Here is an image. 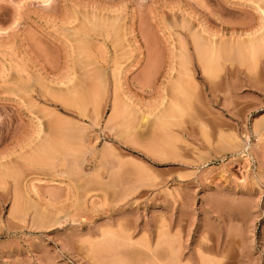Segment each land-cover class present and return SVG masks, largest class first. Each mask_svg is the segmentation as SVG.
I'll return each instance as SVG.
<instances>
[{"label": "rangeland", "instance_id": "rangeland-1", "mask_svg": "<svg viewBox=\"0 0 264 264\" xmlns=\"http://www.w3.org/2000/svg\"><path fill=\"white\" fill-rule=\"evenodd\" d=\"M261 37L264 0H0V264H264Z\"/></svg>", "mask_w": 264, "mask_h": 264}, {"label": "bare ground", "instance_id": "bare-ground-1", "mask_svg": "<svg viewBox=\"0 0 264 264\" xmlns=\"http://www.w3.org/2000/svg\"><path fill=\"white\" fill-rule=\"evenodd\" d=\"M176 25H177V24H176ZM181 28H182V26H181ZM101 36H102V34H101ZM99 37H100V36H99ZM263 38H264V37H261V40H262V41H263ZM101 39H102L103 42H104V41H105V36H104V37L102 36ZM261 40H260V41H261ZM256 41H258V40H256ZM256 41H255V42H256ZM101 42H102V41H101ZM255 42H254V43H255ZM257 43H258V42H257ZM260 43H261V42H260ZM262 44H264V41L262 42ZM212 45H213V44H212ZM215 45H216V44H215ZM217 45H219V44H217ZM219 46H220V45H219ZM196 47H197V46H196ZM212 47H214V45H213ZM214 48H215V47H214ZM217 48H218V46H217ZM252 48H253V47H252ZM198 49H199V47H198ZM212 50H214V49H212ZM252 50H253V49H252ZM215 51H216V50H214L213 52H215ZM218 52H219V50H218ZM218 52H217V53H218ZM215 53H216V52H215ZM214 56H215V58H217V57H218V54H217V57H216V55H213L212 57H214ZM213 59H214V58H212L211 61H212ZM216 62H218V59H217ZM85 63H86V62H85ZM88 63H89V62H88ZM80 64H81V63H80ZM211 64H212V63H211ZM211 64H210V65H211ZM213 64H214V63H213ZM216 64H217V63H216ZM213 66H214V65H213ZM86 69H87V68H86ZM148 71H149V70H148ZM213 71H214V69H213ZM87 73H88V72H87ZM85 74H86V72H85ZM85 74H84V75H85ZM89 74H90V73H89ZM86 75H87V74H86ZM87 77H88V76H87ZM85 79H86V78H85ZM86 81L88 82V80H86ZM84 82H85V81H84ZM90 82H91V81H89V83H90ZM82 83H83V81H82ZM213 83H214V82H213ZM85 84H86V83H85ZM208 84H210V83H208ZM211 85H212V82H211ZM84 86H86V85H84ZM84 86H83V87H84ZM88 86H89V85H88ZM208 87H209V85H208ZM80 88L82 89V87H79V89H80ZM87 88H88V87H87ZM209 88H211V87H209ZM73 89H74V88H73ZM79 89H78V90H79ZM85 89H86V88H84L83 90L85 91ZM84 91H83V92H84ZM72 92H73V90H72ZM85 92H86V91H85ZM80 93H82V92H80ZM80 93L78 94L79 96L83 94V93H82V94H80ZM66 94H67V93H66ZM84 94H85V93H84ZM67 95H68V94H67ZM86 95H87V92H86ZM68 96H70V95H68ZM87 96H88V95H87ZM76 97H77V95H76ZM84 97H85V96L83 95V98H84ZM74 98H75V96H74ZM77 98H78V97H77ZM80 98H81V96H80ZM86 98H87V97H86ZM69 100L71 101V99H69ZM70 101H69V102H70ZM77 101H78V99H77ZM79 101H80V100H79ZM83 101H84V100L82 99V103H83ZM71 102H72V101H71ZM172 103H173V102H172ZM176 103H177V102H176ZM73 104H75V103L73 102ZM174 104H175V102H174ZM169 105H170V104H169ZM169 105H168V107H171V106H169ZM177 105H178V103H177ZM179 105H181V104H179ZM175 106H176V105H175ZM176 107L178 108V106H176ZM172 108H174V107H172ZM170 109H171V108H170ZM179 109H181V108H179ZM167 110H168L167 112L170 111L169 109H167ZM176 110H177V109H176ZM176 110L173 109L174 112H175ZM165 111H166V109H165ZM165 111H164V112H165ZM179 111H180V110H179ZM179 111H178V112H179ZM170 112H171L172 114H174L172 111H170ZM169 114H170V113H169ZM131 115H132V114H131ZM158 117H159V116H158ZM143 118H146V117H144V116L142 115L141 120H143ZM147 118H148V117H147ZM156 118H157V117H156ZM163 118H164V116H163ZM163 118H162V119H163ZM158 119H159V118H158ZM164 123H165V122H164ZM166 123H167V122H166ZM159 124H160V123H159ZM162 124H163V123H162ZM155 125H156V124H155ZM155 125H154V126H155ZM164 125L166 126V124H164ZM156 128H157V126H156ZM45 146H46V145H45ZM53 147H54V146H53ZM53 147H52V148H53ZM42 148H44V147H42ZM50 148H51V146H50ZM46 149H49V148L46 147ZM38 150H39V148H38ZM40 150H42V149H40ZM44 151H45V148H44ZM44 151H43V152H44ZM48 151H50V150H48ZM38 152H39V151H38ZM52 152H53V151H52ZM40 153H41V152H40ZM44 153H45V152H44ZM41 154H42V153H41ZM47 154H48V153H47Z\"/></svg>", "mask_w": 264, "mask_h": 264}]
</instances>
